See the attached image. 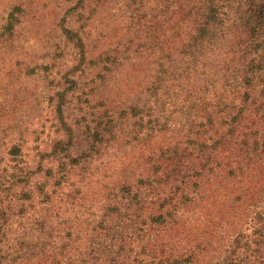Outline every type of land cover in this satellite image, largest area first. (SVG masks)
<instances>
[{
  "label": "rangeland",
  "instance_id": "374dc122",
  "mask_svg": "<svg viewBox=\"0 0 264 264\" xmlns=\"http://www.w3.org/2000/svg\"><path fill=\"white\" fill-rule=\"evenodd\" d=\"M248 7L0 0V167L41 162L2 197L0 264H63L90 241V256L215 264L263 221L264 43L242 38Z\"/></svg>",
  "mask_w": 264,
  "mask_h": 264
},
{
  "label": "trees",
  "instance_id": "16d2710c",
  "mask_svg": "<svg viewBox=\"0 0 264 264\" xmlns=\"http://www.w3.org/2000/svg\"><path fill=\"white\" fill-rule=\"evenodd\" d=\"M249 4V14L243 18L245 22L244 29L242 30V38L247 39L246 44L254 43H264V0H246ZM67 32V30H65ZM255 58H249L250 61H254ZM9 156L21 155L20 148L17 146H12ZM8 156L9 160H12ZM22 157V156H21ZM32 166L24 165V167L18 166L15 164V173L7 174L6 169L0 167V205L3 202L2 198L5 196V199L10 202V196L13 193L14 186L19 185L21 182H27L30 178H35V175L41 170V162L35 161L32 162ZM15 179V182L11 181ZM24 180V181H23ZM35 184V183H32ZM48 184V185H47ZM45 186V192L43 199L49 200L56 189H59L60 182L47 183ZM30 187V186H29ZM36 190L41 193L43 190L42 187H35ZM30 189V188H29ZM57 192L56 194H58ZM5 218H0L1 220ZM1 228V226H0ZM248 228L246 232L237 234L231 241L233 250L225 252L221 260L215 262V264H264V217L263 221L258 226H253L252 229ZM107 227H101L99 231L95 233L96 238L106 235ZM133 232V230H132ZM91 243L96 244L98 251H100V246L98 242H91L88 245L81 246L80 248L85 249V252H82L83 256L81 258H70L69 260L63 262V264H195L193 256L186 258H175L170 259L168 257H160L146 255L136 256V255H126V256H111V255H97L90 256L88 248L91 246ZM144 245V242H141V246ZM137 247L138 245L135 244Z\"/></svg>",
  "mask_w": 264,
  "mask_h": 264
}]
</instances>
